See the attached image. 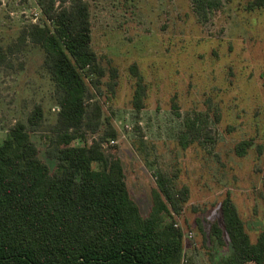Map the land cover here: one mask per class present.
<instances>
[{"label": "rangeland", "instance_id": "obj_1", "mask_svg": "<svg viewBox=\"0 0 264 264\" xmlns=\"http://www.w3.org/2000/svg\"><path fill=\"white\" fill-rule=\"evenodd\" d=\"M253 1L227 0L212 21L201 24L189 0H88L92 47L107 71L101 90L91 87V104L98 101L103 121L111 119L118 131L105 147L118 146L144 215L158 172L189 187V203L176 219L184 231L185 259L196 264H223L230 255V246L211 236L228 195L252 241L264 232V9L250 10ZM39 18L36 0H0V47L18 45L22 30ZM43 62V54L27 44L0 68V145L41 105L45 121L33 140L53 168L44 137L59 109ZM110 67L119 73L114 94ZM137 83L145 97L139 115L133 106ZM195 112L209 115L213 147L180 146L179 131ZM98 136L87 133L90 144ZM241 143L250 144L245 156L237 152Z\"/></svg>", "mask_w": 264, "mask_h": 264}, {"label": "trees", "instance_id": "obj_2", "mask_svg": "<svg viewBox=\"0 0 264 264\" xmlns=\"http://www.w3.org/2000/svg\"><path fill=\"white\" fill-rule=\"evenodd\" d=\"M189 1L206 24L227 0ZM36 2L41 18L22 30L18 45L0 47V68L20 46L31 44L43 54L59 109L44 137L46 157L55 166L33 140L45 121L43 107L36 105L28 122H17L0 145V264H196L185 259L184 231L176 219L189 203V187H178L176 176L158 172L152 206L144 215L131 194L118 146L105 147L118 131L111 119L103 121L100 103L91 104V87L101 90L107 71L92 47L88 0ZM256 8L264 9V0H254L249 9ZM109 74L114 94L119 73L110 67ZM144 98L137 83L133 106L138 115ZM88 132L99 134L91 144ZM178 142L183 149L213 147L209 115H187ZM249 147L239 144V156ZM221 210L211 236L231 248L223 264H264V232L252 241L229 195Z\"/></svg>", "mask_w": 264, "mask_h": 264}, {"label": "built area", "instance_id": "obj_3", "mask_svg": "<svg viewBox=\"0 0 264 264\" xmlns=\"http://www.w3.org/2000/svg\"><path fill=\"white\" fill-rule=\"evenodd\" d=\"M112 143H114V142H112Z\"/></svg>", "mask_w": 264, "mask_h": 264}]
</instances>
